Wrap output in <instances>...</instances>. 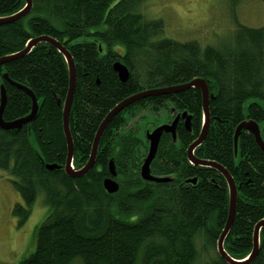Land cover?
I'll return each instance as SVG.
<instances>
[{
	"label": "trees",
	"instance_id": "16d2710c",
	"mask_svg": "<svg viewBox=\"0 0 264 264\" xmlns=\"http://www.w3.org/2000/svg\"><path fill=\"white\" fill-rule=\"evenodd\" d=\"M143 1L32 0L29 14L0 23V58L21 52L31 38L42 35L70 52L76 76L68 129L75 169L86 164L101 121L123 99L205 80L212 95L210 124L193 154L224 166L234 180L236 211L223 249L237 261L245 259L254 227L264 219V151L244 128L235 155L233 137L237 125L248 119L258 123L264 141V109L256 100L264 102V25L236 22L229 42L218 46L180 42L162 36L163 20L147 19ZM25 4L0 0V17ZM115 45L124 51L114 50ZM117 61L129 71L124 82L113 71ZM68 82L64 56L48 42L0 64L6 98L1 118L13 122L31 112L32 99L24 88L36 97L38 108L20 128H0V171L10 176L22 200L13 214L23 224L39 193L48 206L34 227V251L18 263L227 264L216 250L228 214L227 182L215 168L195 166L186 156L202 125L201 90L148 96L123 108L103 131L92 168L74 178L64 172L68 151L62 112ZM144 111H166L167 122L177 113L190 115L189 130L179 120L175 140L162 135L149 167L153 176L169 182L140 178L148 142L128 121L144 119L146 114L139 115ZM110 160L118 182L114 193H107L102 182L109 176ZM259 230L258 253L246 264H264V225Z\"/></svg>",
	"mask_w": 264,
	"mask_h": 264
},
{
	"label": "rangeland",
	"instance_id": "374dc122",
	"mask_svg": "<svg viewBox=\"0 0 264 264\" xmlns=\"http://www.w3.org/2000/svg\"><path fill=\"white\" fill-rule=\"evenodd\" d=\"M143 14L147 19L163 20V35L180 42L185 40L198 41L201 45L214 46L229 42L236 22L247 26L264 25V2L261 0H239L235 6L229 0H144ZM103 49L106 51V48ZM114 50H122L121 45L113 46ZM252 100V99H251ZM248 100V101H251ZM261 103L264 109V102ZM248 101L244 104V110ZM146 114V115H145ZM139 116L128 121V126L139 127V136L150 132L157 126L170 123L168 113L161 111L159 115L141 112ZM138 123V124H137ZM145 130V131H143ZM73 166V164H72ZM74 168V166H73ZM32 204L28 219L19 224L13 214V207L22 203L21 197L12 186L11 178L0 171V264H19L35 249L33 238L34 227L48 213L44 196L39 193Z\"/></svg>",
	"mask_w": 264,
	"mask_h": 264
},
{
	"label": "water",
	"instance_id": "95a60500",
	"mask_svg": "<svg viewBox=\"0 0 264 264\" xmlns=\"http://www.w3.org/2000/svg\"><path fill=\"white\" fill-rule=\"evenodd\" d=\"M32 7V0H26V4L25 6L19 10V12L10 15L8 17H0V23H8L9 21H15L18 20L19 18L27 15L30 13V9ZM42 41L44 42H48L49 44H51L52 46L54 45L55 48L64 56L65 61L68 65V74H69V88L67 90V94H66V99L63 105V112H62V129H64V136H65V140L67 142V157H66V164L64 167V172L70 177H74V178H81V176L85 175L86 173H88V171L92 168L94 162H95V155L97 153V147L100 141V137L101 134L103 132V130L106 128L105 126L112 120V118L114 117V115H116L118 112H120L124 107H127L128 105H130L131 103H133L136 100L142 99L144 97H148V96H154V95H165V94H176V92H180L183 90H187L188 88H197L199 90H201V97H202V112H203V127L200 131V135L199 137L193 141L192 143H190V146L188 147L187 151H186V156L188 158L189 163L195 165V166H206V167H213L216 170H218L220 172V174L225 177L226 181H227V186L229 188V195H228V199H229V203H228V214L226 217V224L223 228V230L221 231L222 233L220 234V236L218 237L216 243V250L217 253L221 256V258L228 264H246L248 262H250L251 259H253L256 255H257V251L259 248V229L262 225H264V219L260 220L259 223H257L254 227V234H253V247L252 250L250 251V254L248 257H246L245 259L242 260H235L233 258H231L228 254L225 253L224 249H223V240L226 237L228 230L230 229V227L233 224V218H234V214H235V207H236V202H237V187L235 186L234 180L233 178L229 175L228 171L225 169V167L220 166L218 163L214 162V161H208V160H203V159H198L196 156H194L193 154V150L199 146V144L204 140L205 136H206V131L209 125V117H210V113L208 112V105H209V97H212L211 94H209V90L207 89V84L206 81L203 79H194L192 81L187 82L186 84H181V85H176V86H171V87H165V88H155L154 90H143V92H139L136 94H133L132 96L123 99L121 102H119L118 104H116L115 107H113L111 109V111H109L106 115L105 118L101 121V124L99 125V128L94 136V141L92 143V147H91V154L86 162L85 165H83L80 169H75L72 166V157H73V141L71 140V135H70V129H68V114H69V110H70V104L72 102L73 99V93H74V89H75V64L73 63V59L72 56L70 54V52H68V50L66 48H64L61 43L59 41H56L55 39H52L48 36H44L42 35L41 37H36V38H31V40H29L27 43V45L25 46V48H23L21 50V52L16 53V54H11L10 56H6V57H2L0 58V64L9 61L12 58H18L21 57L22 55H25L26 53H28L33 46L41 43ZM113 71L117 73V77L119 79V81L124 82L128 79L129 77V71L127 70V67L121 62V61H117L115 63H113ZM7 77V76H5ZM1 88V104H0V128L3 129H13V128H20L22 125H24V123H28L30 121L33 120L38 108H37V100L36 97L33 95V93L28 90L27 88H24L27 92V94L29 95V97H31L32 99V110L29 114H27L26 116H24L23 118L14 120L13 122H6L4 121L1 116H2V109L6 103V98H5V89L3 88V85H0ZM182 117L184 118V124L186 126V128L189 129L190 127V117H187V113L182 112L181 114H177V116L170 122L167 124H163L160 126H157L155 129H153L150 132H145V138L148 142L147 147L148 150L146 152V155L144 157V160L139 168L140 170V178L142 180L145 181H152V182H169L170 178L167 177H155L151 174V170L149 169L151 162L154 159V156L157 153L158 150V145L159 142L162 138L163 134H167L169 133L172 136V139L175 140L176 135V127H177V123H178V119ZM247 129L249 132H251L254 136V139L256 142H258V144L260 145L261 149L264 151V141L262 139L261 136V131L260 128L258 126V123L256 121H245L242 124L238 125L235 129V134H234V138H233V154L236 155L237 152V147H238V137L240 135V131L242 129ZM48 167L54 168L55 165H50ZM108 171H109V176L105 177L103 179V187L106 190L107 193H114L117 188H118V182L114 179V177L116 176V171H114V164L113 161L110 160L109 164H108ZM192 180V179H191ZM190 181V180H188ZM193 182L196 181V179L192 180Z\"/></svg>",
	"mask_w": 264,
	"mask_h": 264
},
{
	"label": "bare ground",
	"instance_id": "6f19581e",
	"mask_svg": "<svg viewBox=\"0 0 264 264\" xmlns=\"http://www.w3.org/2000/svg\"><path fill=\"white\" fill-rule=\"evenodd\" d=\"M64 59H65V58H64ZM138 93H139V92H138ZM142 99H144V98H142ZM139 100H140V99H139ZM201 100H202V99H201ZM136 101H137V100H136ZM131 104H132V103H131ZM124 108H125V107H124ZM121 111H122V110H121ZM121 111H120V112H121ZM208 112H209V109H208ZM118 113H119V112H118ZM118 113H117V114H118ZM181 113H182V112H181ZM181 113H179V114H181ZM209 113H210V112H209ZM177 114H178V113H177ZM114 116H115V115H114ZM188 116L190 117V115H187V117H188ZM181 118H182V117H181ZM182 119H184V118H182ZM209 120H210V117H209ZM245 121H249V120H248V119L243 120V122H245ZM243 122H242V123H243ZM201 123H202V125H201V128H200V131H201V129H202V127H203V124H204V123H203V113H202V120H201ZM242 123H240V124H242ZM209 124H210V123H209ZM240 124H239V125H240ZM106 126H107V125H106ZM106 126H105V127H106ZM237 126H238V125H237ZM208 127H209V125H208ZM187 129H188V128H187ZM189 129H190V127H189ZM189 129H188V130H189ZM235 129H236V128H235ZM104 130H105V129H104ZM104 130H103V131H104ZM207 130H208V128H207ZM234 131H235V130H234ZM102 133H103V132H102ZM199 133H200V132H199ZM206 133H207V131H206ZM101 135H102V134H101ZM199 135H200V134H199ZM199 135H198V137H199ZM206 135H207V134H206ZM198 137H197V138H198ZM205 137H206V136H205ZM100 138H101V137H100ZM197 138H196V139H197ZM233 138H234V137H233ZM196 139H195V140H196ZM204 139H205V138H204ZM100 140H101V139H100ZM195 140H194V141H195ZM99 142H100V141H99ZM192 142H193V141H192ZM192 142H191V143H192ZM66 143H67V142H66ZM199 145H200V144H199ZM197 147H198V146H197ZM187 149H188V148H187ZM186 151H187V150H186ZM95 156H96V155H95ZM72 164H73V163H72ZM223 167H224V166H223ZM225 169H226V168H225ZM226 170H227V169H226ZM217 171H218V170H217ZM219 173H220V172H219ZM228 173H229V172H228ZM229 175H230V174H229ZM222 177H223V176H222ZM224 178H225V177H224ZM225 180H226V179H225ZM226 182H227V181H226ZM227 188H228V186H227ZM228 195H229V192H228Z\"/></svg>",
	"mask_w": 264,
	"mask_h": 264
},
{
	"label": "flooded vegetation",
	"instance_id": "af4514ba",
	"mask_svg": "<svg viewBox=\"0 0 264 264\" xmlns=\"http://www.w3.org/2000/svg\"><path fill=\"white\" fill-rule=\"evenodd\" d=\"M178 120L182 121V120H184V119H182V118L180 117ZM168 122H170V121H168ZM114 179H116V177H114Z\"/></svg>",
	"mask_w": 264,
	"mask_h": 264
}]
</instances>
